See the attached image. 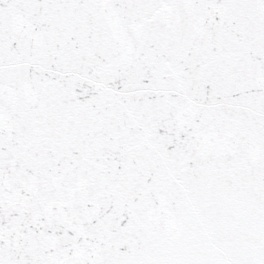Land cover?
I'll use <instances>...</instances> for the list:
<instances>
[{
	"label": "snow or ice",
	"instance_id": "1",
	"mask_svg": "<svg viewBox=\"0 0 264 264\" xmlns=\"http://www.w3.org/2000/svg\"><path fill=\"white\" fill-rule=\"evenodd\" d=\"M0 264H264V0H0Z\"/></svg>",
	"mask_w": 264,
	"mask_h": 264
}]
</instances>
